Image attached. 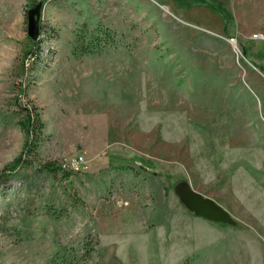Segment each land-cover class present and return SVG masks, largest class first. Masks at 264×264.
Segmentation results:
<instances>
[{"label": "rangeland", "instance_id": "374dc122", "mask_svg": "<svg viewBox=\"0 0 264 264\" xmlns=\"http://www.w3.org/2000/svg\"><path fill=\"white\" fill-rule=\"evenodd\" d=\"M210 1L230 17L0 0V174L25 151L20 107L44 122L37 154L0 185V264H264V0ZM182 180L235 222L186 208Z\"/></svg>", "mask_w": 264, "mask_h": 264}, {"label": "trees", "instance_id": "16d2710c", "mask_svg": "<svg viewBox=\"0 0 264 264\" xmlns=\"http://www.w3.org/2000/svg\"><path fill=\"white\" fill-rule=\"evenodd\" d=\"M197 4H203L205 6H207L209 9H213L215 10L219 15H221L223 17V19L227 20L230 15H228L227 11H223L221 10L215 3H212L210 1V3H200L198 2ZM108 32V31H107ZM109 33V32H108ZM107 41L110 43L114 42L115 40V36L111 35V33H109V35L107 34ZM106 42V43H108ZM41 45V42L39 40L35 41V46L33 49L36 50L37 47H39ZM83 48L81 49V54H85L88 52L93 51L94 49H91L88 45L87 46H82ZM23 111V113H25V118L21 121L20 126L22 127V129L27 133L28 135V140L26 142V146L24 148V152L15 159V161H13L11 164H8V166L1 172L0 174V185L2 184V182H8L9 179H11L13 177L14 171H16L18 169V167L22 164H26L27 159L24 157L25 156V152L26 150H30L33 153L37 154V149L38 146L41 142V138L40 136H42V132L44 129V122L41 118V114L39 111V108L37 106H21L20 107ZM56 163L53 162H47L45 164V167L49 170H64L62 167H56L55 166ZM142 166L145 169L151 170L153 173H158L159 171H157L156 167L148 165V163H141ZM178 182V181H176Z\"/></svg>", "mask_w": 264, "mask_h": 264}, {"label": "water", "instance_id": "95a60500", "mask_svg": "<svg viewBox=\"0 0 264 264\" xmlns=\"http://www.w3.org/2000/svg\"><path fill=\"white\" fill-rule=\"evenodd\" d=\"M42 4L43 3L40 2L27 10L28 34L34 38L35 41H37L38 35L41 33V25L39 22L41 19ZM175 191L186 208L197 216L216 223L233 224L235 222L233 216H231L223 206L218 204L211 197L202 195L184 180L176 185Z\"/></svg>", "mask_w": 264, "mask_h": 264}, {"label": "crops", "instance_id": "0c3cea01", "mask_svg": "<svg viewBox=\"0 0 264 264\" xmlns=\"http://www.w3.org/2000/svg\"><path fill=\"white\" fill-rule=\"evenodd\" d=\"M158 1L164 2L170 8L174 7L177 10H185V6H189L188 8H198V7L205 8L204 7L205 5L203 6V4H197L198 2H200L199 0H197V2H192V3L189 2L190 0H185V3L181 5L177 4L178 0H158ZM206 1L207 0H205L204 3H206ZM200 3H203V2H200Z\"/></svg>", "mask_w": 264, "mask_h": 264}, {"label": "built area", "instance_id": "2783aa9c", "mask_svg": "<svg viewBox=\"0 0 264 264\" xmlns=\"http://www.w3.org/2000/svg\"><path fill=\"white\" fill-rule=\"evenodd\" d=\"M43 34H45V33H44L43 30H41V33L38 36L41 38ZM38 40L41 41L40 39H38ZM233 42H235V40H233ZM32 59H34V58L32 57ZM86 162L87 161H86V159L83 156H78L77 158H75L72 161H70L69 167L71 169H74V170L78 171V170H80L82 168L83 164H85ZM64 171H65V169H64Z\"/></svg>", "mask_w": 264, "mask_h": 264}]
</instances>
